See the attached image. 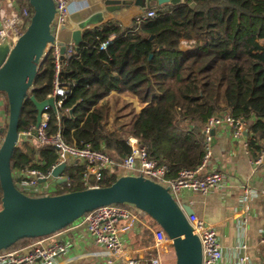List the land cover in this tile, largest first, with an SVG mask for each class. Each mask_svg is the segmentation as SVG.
<instances>
[{
    "label": "trees",
    "instance_id": "trees-1",
    "mask_svg": "<svg viewBox=\"0 0 264 264\" xmlns=\"http://www.w3.org/2000/svg\"><path fill=\"white\" fill-rule=\"evenodd\" d=\"M16 1L25 29L30 17L23 10L32 14L33 8L28 0ZM149 9L156 15L140 22L137 16L128 25L109 19L83 30L72 55L61 59L58 76L69 92L57 111L50 109V132L60 130L67 140L90 143L118 159L130 151L122 132L132 133L175 177L201 164L208 119L230 114L248 123L249 150L258 159L264 151V0H181ZM183 40L193 42L184 47ZM55 75L51 50L24 100L20 131L36 124L31 96L46 99L54 91ZM128 91L143 106L126 130V123L110 125L109 97ZM57 158L53 145L24 141L15 148L11 165L13 171L38 167L48 172ZM84 169L69 164L64 170L68 180L57 193L86 188ZM120 175L105 171L101 185ZM0 194L1 207V184ZM42 237L21 239L9 249Z\"/></svg>",
    "mask_w": 264,
    "mask_h": 264
},
{
    "label": "water",
    "instance_id": "water-1",
    "mask_svg": "<svg viewBox=\"0 0 264 264\" xmlns=\"http://www.w3.org/2000/svg\"><path fill=\"white\" fill-rule=\"evenodd\" d=\"M28 1L33 8L28 25L14 42L7 37L0 42V93L6 94L9 107L8 125L0 144V252L24 238L49 236L101 206L131 203L153 218L172 239L175 264H203L202 242L187 216L195 213L192 206L179 203L167 186L143 175L122 174L109 185L38 196L28 195L17 188L11 162L19 141V121L24 100L42 63L50 54L49 45L58 39L60 57L63 59L69 42L55 33V1ZM180 1L146 0L144 3L143 0H103L105 7L102 10L92 11L80 21L61 25L60 29L71 31V39L78 47L84 29L103 23L111 12L130 6L132 2L151 7ZM31 99L37 108L38 126L45 106L55 105L54 98L38 100L32 95ZM212 134L214 142L215 129ZM66 167L67 163L62 162L53 168L52 175L58 183L68 180L64 175ZM89 180L94 181V174L90 175Z\"/></svg>",
    "mask_w": 264,
    "mask_h": 264
},
{
    "label": "built area",
    "instance_id": "built-area-1",
    "mask_svg": "<svg viewBox=\"0 0 264 264\" xmlns=\"http://www.w3.org/2000/svg\"><path fill=\"white\" fill-rule=\"evenodd\" d=\"M54 1L57 6L54 30L57 34L61 25H68L72 21L73 13L77 11V8L73 6L71 0ZM23 14L25 17H30L31 19L33 13L31 14L25 8ZM155 15V10L149 9L140 13L137 16V20L140 22L142 19L154 17ZM22 20L24 23L23 17ZM6 36H9L8 31L1 28L0 40ZM18 36L13 35L9 40L14 42ZM191 42L193 41L183 40V43L186 44H190ZM106 45L107 42L101 44L102 47H106ZM49 48L50 51H53L55 58L56 75L54 91L48 97L54 98L55 105L45 106L41 122L38 126L35 124L20 131L18 144L34 138L37 144L53 145L57 150L58 158L48 172L38 167L13 171L17 188L32 196L57 193L60 186L57 178L52 175V170L62 162H66L67 166L69 164L84 166L82 182L87 187L100 186L105 171L114 172L115 166L119 164V159L112 153L95 148L90 143L79 144L76 140L69 141L62 135L60 130L50 132V109L55 108L57 111V107L62 104L63 98L69 92V86L62 85L58 76L61 66L58 39L49 45ZM74 48L75 43L73 39H70L65 56H71ZM222 125L230 127L233 135L237 138L244 137L246 132H249L248 123L241 117H234L230 114L212 115L203 128L205 153L201 164L193 169H183L175 177L169 176L167 164L161 163L158 159L151 156L148 145L143 144L138 136L128 133L126 138L130 151L120 160V164L124 170L123 174L143 175L167 186L179 203H182L180 196L183 189L201 193L211 192L219 188L225 179L221 171L207 170L213 155L212 130ZM262 161L263 155L255 160V164H259ZM91 174H94L93 182L89 180ZM251 197L252 190L250 186L248 184L243 185L242 202L247 204L251 200ZM187 216L194 231L201 239L203 264H221L223 260V247L215 227L196 213ZM72 224L77 227H85L93 240L106 248L110 254L106 264H142L138 256L130 254L127 251L122 237V233H128L135 227L148 229L153 235L152 244L147 249L150 253L148 264H165L163 255L169 248L173 247V241L166 231L158 224L152 223L150 216L146 212L131 203L101 206L87 212ZM262 241H264V234ZM67 248L68 244L59 241L48 242L47 236H45L36 239L34 243L25 248L1 251L0 264H56L57 257L65 252ZM240 250L241 254L237 259V264H248L251 261L248 244L245 242L241 244Z\"/></svg>",
    "mask_w": 264,
    "mask_h": 264
},
{
    "label": "crops",
    "instance_id": "crops-1",
    "mask_svg": "<svg viewBox=\"0 0 264 264\" xmlns=\"http://www.w3.org/2000/svg\"><path fill=\"white\" fill-rule=\"evenodd\" d=\"M71 2L77 8V11L73 13L72 21H80L92 11L102 10L105 7L103 0H71ZM143 2L145 3L146 0ZM146 9L147 7L132 2L130 6H124L121 10L111 12L104 22L115 19L128 25L135 16ZM1 28L8 31L9 36L6 37L10 39L24 30L16 0H0ZM57 36L70 40L71 31L60 29ZM5 101L0 98V104H4ZM247 135L237 138L230 127L217 126L213 155L207 170L221 171L225 177L224 183L208 193L193 192L187 189L181 191V202L190 204L197 215L215 227L223 247L221 264H237V259L241 254L240 245L244 242L248 244L251 255V261L248 264H264V241H262L264 234V159L261 163L255 164L249 150ZM28 141L37 144L34 138ZM262 155L264 156V151ZM120 160L114 172L122 175L124 170ZM245 184H248L252 190L251 200L247 204L242 202L243 185ZM146 230L135 227L128 233H122L127 251L138 256L142 264H148L150 253L147 249L153 240L151 232H149V237L145 236ZM47 241L68 244L67 250L57 257L56 264H106L110 257L106 248L95 242L88 230L82 226L77 227L71 224L47 236ZM30 244L20 245L17 249L25 248ZM174 253L172 248L164 253L165 264L171 262Z\"/></svg>",
    "mask_w": 264,
    "mask_h": 264
},
{
    "label": "rangeland",
    "instance_id": "rangeland-1",
    "mask_svg": "<svg viewBox=\"0 0 264 264\" xmlns=\"http://www.w3.org/2000/svg\"><path fill=\"white\" fill-rule=\"evenodd\" d=\"M184 47H187L188 44L183 43ZM0 98H3L7 101V97L5 94L0 93ZM110 100V107H111V112H110V125L116 126L120 128L121 123H126L127 127L126 130L130 128V123L133 118V116L138 112L140 107H142V103L139 101V98L132 92H124V93H116L112 96L109 97ZM6 101L4 104H0V128H4V131L0 133V144L2 140L4 139L5 132H6V125L8 123V111H7V105ZM119 120V121H117ZM122 135L127 136L126 133L122 132ZM1 196V194H0ZM148 230V229H147ZM145 231V236L149 237V232L151 231ZM29 241L26 242L27 244L34 242ZM26 243H19L18 246L12 248V249H17L20 245L26 244ZM172 250L174 248L172 247ZM164 257V256H163ZM169 260V259H168ZM176 257L175 253L172 256L171 262L168 264H175Z\"/></svg>",
    "mask_w": 264,
    "mask_h": 264
}]
</instances>
